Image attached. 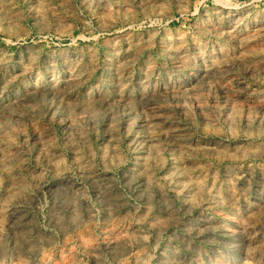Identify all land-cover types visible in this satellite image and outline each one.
I'll return each instance as SVG.
<instances>
[{
    "label": "rangeland",
    "instance_id": "1",
    "mask_svg": "<svg viewBox=\"0 0 264 264\" xmlns=\"http://www.w3.org/2000/svg\"><path fill=\"white\" fill-rule=\"evenodd\" d=\"M0 264H264V0H0Z\"/></svg>",
    "mask_w": 264,
    "mask_h": 264
}]
</instances>
